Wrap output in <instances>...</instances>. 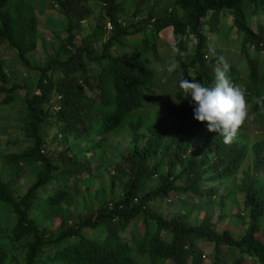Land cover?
Here are the masks:
<instances>
[{
	"label": "trees",
	"instance_id": "trees-1",
	"mask_svg": "<svg viewBox=\"0 0 264 264\" xmlns=\"http://www.w3.org/2000/svg\"><path fill=\"white\" fill-rule=\"evenodd\" d=\"M31 1L54 5L67 21V36L54 58L42 67H31L26 56L36 48V19L22 0H0V45L13 49L19 62L39 75L37 94L26 95L23 101L28 117L24 136L32 141V148L6 156L11 163L38 164V178L19 199H14L8 186L0 182V224L7 233L0 237V264H201L202 255L196 246L200 240L214 246L216 264L222 246L231 264H264V183L245 184L242 205L248 220L239 239L228 230L217 233L209 220L195 227L180 216L167 220L151 209L156 200L214 197L218 188L202 189V177L208 175V182L226 181L238 172L246 155L240 142L225 144L218 133L208 132L193 146L195 156L185 160L184 146H190L200 132L183 124L171 138L165 114L157 115L147 128V144L140 149L134 147L126 158L129 183L124 185L119 200L86 213L81 222L64 227L55 238L39 230L30 214L37 206H58L66 200L70 185L93 173L91 161L83 153H75L72 146L67 145L56 155L42 153V131L48 121L58 125L65 141L96 137L104 142L109 133L146 109L148 91L156 89L155 73L137 54L112 55L113 44L122 45L124 38L138 37L139 53H151L157 60L156 40L166 29H171L175 55L182 56L190 48L189 56L179 66L181 75L175 82L174 97L177 101L186 99L193 114L191 96L185 97L179 88L181 77L211 85L217 57L221 56L216 48V55L209 51L212 37L233 46L246 64V73L231 67L229 75L235 85L246 90L251 117L240 130L248 122L264 126V69L259 60L264 56V0H175L171 14L157 16L151 11L127 27H121L117 20L125 11L121 1L97 0L100 20L78 46L73 31L90 17L86 4L94 0ZM132 1L138 11L148 0ZM226 15L231 17L230 26L224 22ZM257 15L261 22L253 24L252 18ZM106 25L110 36L96 54L89 42ZM56 73L60 77L55 80ZM22 89L8 85L0 63L3 101L11 102L13 94ZM141 126L137 120L136 127ZM168 141L173 147L169 170L156 189L143 192L147 181L161 176L159 167L148 161L160 155L159 148ZM253 155V171L257 174L264 170V140L254 145ZM177 165L181 171L174 176ZM137 221L143 226L140 235L131 226Z\"/></svg>",
	"mask_w": 264,
	"mask_h": 264
},
{
	"label": "rangeland",
	"instance_id": "rangeland-1",
	"mask_svg": "<svg viewBox=\"0 0 264 264\" xmlns=\"http://www.w3.org/2000/svg\"><path fill=\"white\" fill-rule=\"evenodd\" d=\"M27 1L29 2V0H22L25 8H28L36 19L37 41L35 50L27 54L26 58L31 67H42L48 60L55 57L59 46L66 38L67 21L51 3H35L31 0L30 3H26ZM119 1L125 5L124 13L117 17L121 27L135 24L151 11H154L157 16H161L171 14L175 8V0H148L138 11L135 10L132 0ZM86 6L91 15L82 22L78 29L73 31L76 46L80 45L82 39L92 34L100 20L101 5L99 1H91ZM225 18V24L230 26L231 17L226 15ZM257 22H261L260 15L252 18L253 24ZM109 30V25H106L99 36L89 42L96 54H100L102 44L108 40ZM157 38L156 52L159 60L155 59L151 53L143 55L139 53L141 46L138 37L124 38L121 41L122 45L113 44L110 49L112 55H139L140 60L155 73L156 89L148 91L146 109L143 113L132 115L120 129L109 133L104 142H99L96 137L83 141L70 138L65 141L60 137L59 127L53 120L44 125L42 153L56 155L69 145L73 147L75 153H83L84 157L91 161L93 170L90 177L81 178L74 185L69 186L66 200L58 206H37L30 213L37 228L46 230L47 235L55 238L64 227L75 226L81 222L86 213L121 198L124 185L129 183L126 158L134 147L140 149L147 144V128L154 124L157 115L168 116L165 127L169 130L171 138L183 124L194 126L200 132L197 139L190 143V146H184L183 158L185 160L190 156H195L197 150L193 146L200 142L203 135L210 132L206 123H201L194 118L186 99L177 101L174 97L175 82L181 75L179 66L189 56L190 48L182 56L175 55L171 29L162 31ZM211 40H213L212 46L226 58L231 67H234L238 72L246 73V64L233 46H229L223 40H216L214 37ZM259 60L262 64L261 69H264V56H261ZM0 63L8 77V85H18L24 88L13 94V99L9 103H5L4 95H0V182L8 186L14 199H19L37 180L39 167L38 164L11 163L6 159V156L20 154L32 148V141L24 136L28 117L23 107V101L26 95L37 94L36 86L39 75L22 65L16 52L6 44L0 45ZM173 65H175V70L169 71ZM59 77L58 73L53 76L55 80ZM137 120L142 124L140 128L136 127ZM261 140H264V126L248 122V125L239 130L235 141L245 147L246 155L238 172L223 182H208V175L202 177L204 180L201 184L202 189L218 188L214 197L205 195L202 198L190 196L186 199L181 197L179 199L156 200L151 204V209L167 220L174 216H180L189 225L195 227L200 226L204 219L209 220L217 233L228 230L235 239H239L248 220L242 205L245 184L249 181H254L257 184L264 183V170H260L257 174L253 171V147ZM170 142H166V146L159 148L160 155L148 161L151 166L156 164L159 167L161 176L147 181L142 187L143 192L156 189L160 184V178L164 177L169 170L168 160L173 148ZM180 171L181 166H175L174 176ZM1 226L0 224V237H3L7 233ZM131 226L137 235L143 232L140 221ZM261 226L264 227V220L261 221ZM196 246L202 255L201 264H216L212 244L200 240L196 242ZM219 256L218 264H231L230 259L227 258L228 253L225 247L220 248Z\"/></svg>",
	"mask_w": 264,
	"mask_h": 264
},
{
	"label": "clouds",
	"instance_id": "clouds-1",
	"mask_svg": "<svg viewBox=\"0 0 264 264\" xmlns=\"http://www.w3.org/2000/svg\"><path fill=\"white\" fill-rule=\"evenodd\" d=\"M209 51L216 55L211 45ZM230 68L226 58L221 55L217 57L214 82L211 85L205 86L195 79L183 77L179 81L184 96L190 95L195 104L194 118L206 123L208 131L218 133L225 144L232 143L246 120L251 118L246 90L232 82ZM174 70L175 65L169 69Z\"/></svg>",
	"mask_w": 264,
	"mask_h": 264
}]
</instances>
